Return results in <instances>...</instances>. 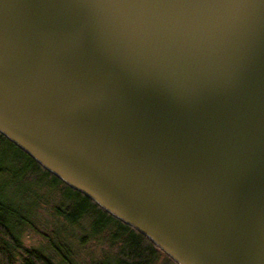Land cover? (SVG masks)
Listing matches in <instances>:
<instances>
[{"label": "water", "instance_id": "1", "mask_svg": "<svg viewBox=\"0 0 264 264\" xmlns=\"http://www.w3.org/2000/svg\"><path fill=\"white\" fill-rule=\"evenodd\" d=\"M0 134L177 264H264V0H0Z\"/></svg>", "mask_w": 264, "mask_h": 264}, {"label": "rangeland", "instance_id": "2", "mask_svg": "<svg viewBox=\"0 0 264 264\" xmlns=\"http://www.w3.org/2000/svg\"><path fill=\"white\" fill-rule=\"evenodd\" d=\"M5 181L6 198L18 205L27 216L21 234L24 247L42 249L55 261L68 257L72 264L112 263L119 251L113 240L118 230L107 225L101 211L81 212L90 206L51 174L36 168L27 155L0 136V170ZM77 209L79 216L67 214ZM118 228V224L116 225ZM152 264H176L161 253Z\"/></svg>", "mask_w": 264, "mask_h": 264}, {"label": "trees", "instance_id": "3", "mask_svg": "<svg viewBox=\"0 0 264 264\" xmlns=\"http://www.w3.org/2000/svg\"><path fill=\"white\" fill-rule=\"evenodd\" d=\"M0 136L9 141L2 134H0ZM9 142L12 143L11 141ZM12 144L16 146L14 143ZM16 147L21 153L27 155L30 160L35 163L36 168L42 169L45 173L51 174L56 180L61 181L58 177L45 170L21 148L18 146ZM6 172L7 168L0 170V264H72L70 259L65 255H63V260L55 261L40 248H26L23 246L21 234L24 226L27 225L28 219L26 214L18 205L10 202L6 198V189H4L6 180L4 181L1 176V174ZM61 182L65 186L69 187L63 181ZM69 188L74 193H78L86 201H88L90 208H85L81 210V212H85L87 210L89 212H94L95 210L101 211L107 216V225L111 227L114 224L115 228L118 230L117 234L113 233V240L118 241L119 251L118 254L115 255L114 261L107 264H152L157 259L159 254L164 253L146 235L107 213L88 196L72 189L71 187ZM76 215L79 216L77 209H75L72 213H68L67 219L68 216L70 218ZM69 221L72 222L76 220L70 218ZM117 224L118 228L116 227ZM167 258L174 262L169 256H167Z\"/></svg>", "mask_w": 264, "mask_h": 264}]
</instances>
